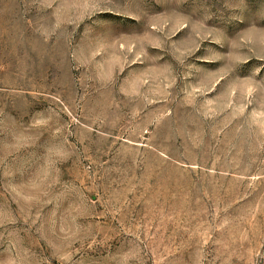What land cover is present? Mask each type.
Listing matches in <instances>:
<instances>
[{"label": "rangeland", "instance_id": "1", "mask_svg": "<svg viewBox=\"0 0 264 264\" xmlns=\"http://www.w3.org/2000/svg\"><path fill=\"white\" fill-rule=\"evenodd\" d=\"M0 264H264V0H0Z\"/></svg>", "mask_w": 264, "mask_h": 264}]
</instances>
